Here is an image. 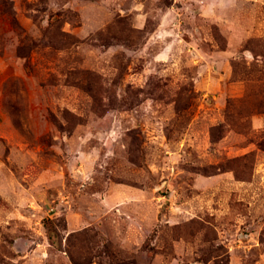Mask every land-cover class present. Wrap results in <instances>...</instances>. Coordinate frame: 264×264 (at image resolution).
Wrapping results in <instances>:
<instances>
[{"label":"rangeland","instance_id":"rangeland-1","mask_svg":"<svg viewBox=\"0 0 264 264\" xmlns=\"http://www.w3.org/2000/svg\"><path fill=\"white\" fill-rule=\"evenodd\" d=\"M121 263L264 264V0H0V264Z\"/></svg>","mask_w":264,"mask_h":264},{"label":"trees","instance_id":"trees-1","mask_svg":"<svg viewBox=\"0 0 264 264\" xmlns=\"http://www.w3.org/2000/svg\"><path fill=\"white\" fill-rule=\"evenodd\" d=\"M2 4H4L3 1H2ZM121 264H125V263H121Z\"/></svg>","mask_w":264,"mask_h":264}]
</instances>
